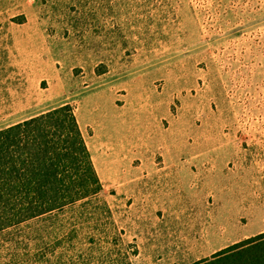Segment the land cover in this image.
I'll return each mask as SVG.
<instances>
[{
	"label": "rangeland",
	"instance_id": "rangeland-1",
	"mask_svg": "<svg viewBox=\"0 0 264 264\" xmlns=\"http://www.w3.org/2000/svg\"><path fill=\"white\" fill-rule=\"evenodd\" d=\"M65 105L102 191L0 231V264H196L264 232V0H0V130ZM128 171L174 183L130 209Z\"/></svg>",
	"mask_w": 264,
	"mask_h": 264
},
{
	"label": "trees",
	"instance_id": "trees-1",
	"mask_svg": "<svg viewBox=\"0 0 264 264\" xmlns=\"http://www.w3.org/2000/svg\"><path fill=\"white\" fill-rule=\"evenodd\" d=\"M101 191L70 105L0 130V231ZM196 264H264V232Z\"/></svg>",
	"mask_w": 264,
	"mask_h": 264
},
{
	"label": "crops",
	"instance_id": "crops-1",
	"mask_svg": "<svg viewBox=\"0 0 264 264\" xmlns=\"http://www.w3.org/2000/svg\"><path fill=\"white\" fill-rule=\"evenodd\" d=\"M169 173L150 171L142 173L141 175V173L136 172H123L122 177L137 179L128 181L127 191L123 192L126 195L127 202H129V208L132 209L136 203L142 201L154 203L162 198L161 194H169L164 190H169L167 187H171L174 182L163 180L165 178L175 177ZM112 176L115 177L114 175Z\"/></svg>",
	"mask_w": 264,
	"mask_h": 264
}]
</instances>
